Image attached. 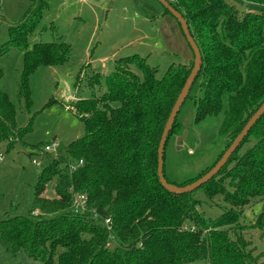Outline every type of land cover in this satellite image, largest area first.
Segmentation results:
<instances>
[{"label":"trees","instance_id":"1","mask_svg":"<svg viewBox=\"0 0 264 264\" xmlns=\"http://www.w3.org/2000/svg\"><path fill=\"white\" fill-rule=\"evenodd\" d=\"M167 1L186 20L201 54V68L187 95L197 83L194 122L215 119L214 143L220 148L196 176L181 184L166 179L184 186L213 167L264 102V0H241L257 7L242 14L226 0ZM45 8L46 3L35 0L9 27L15 36L0 48V56L10 47L25 49L26 70L16 95L26 106L28 76L39 66L63 64L71 48L67 42L28 47ZM161 14L171 16L181 31L163 6ZM186 44L191 60L170 64L160 77L145 57L127 55L115 59L114 69L102 77L100 94L71 98L70 109L82 121L84 134L63 152L43 150L51 159L38 174L27 213L10 211L0 219V245L6 252H21L37 264H264L262 253L242 234L246 227L258 229L264 241L262 216L248 226L239 221L245 206L264 197V113L218 173L197 189L170 192L159 182V140L193 67ZM91 78V84L100 85L99 72ZM178 113L165 146L182 131ZM29 132L30 123L18 126L16 107L0 89V142H8L10 149ZM47 145L34 146L40 151ZM50 184L52 198L45 195ZM198 192L207 199L221 196L228 208L206 217L199 210ZM76 195L85 197L84 210H75Z\"/></svg>","mask_w":264,"mask_h":264},{"label":"rangeland","instance_id":"2","mask_svg":"<svg viewBox=\"0 0 264 264\" xmlns=\"http://www.w3.org/2000/svg\"><path fill=\"white\" fill-rule=\"evenodd\" d=\"M42 1L47 8L41 12L28 47L34 43L67 42L71 48L63 64L39 66L28 76V106L16 95L20 75L26 70L23 62L25 49L10 47L5 55L0 56V89L16 107L18 126L30 123L31 127V132L10 149L8 142H0V219L10 211L25 214L31 205L38 174L51 159L43 149L39 151L34 145L41 144L43 148L44 144H54L55 152H63L69 142L84 134L82 121L67 106H72L71 98L100 94L102 77L114 69L115 59L132 54L145 57L150 65L157 67L159 77L170 64L191 60L187 56L189 49L183 34L179 30V36L171 32L166 17L174 25L176 21L171 16L159 17L162 6L157 0ZM226 1L240 14L257 10L241 0ZM34 2L0 0V48L15 36L9 34V27L17 24ZM92 72L100 73V85L90 83ZM199 97L196 83L178 113L177 121L182 131L170 136L164 148V173L166 179L175 184L196 176L215 160L220 150L214 143L217 133L215 119L208 117L199 123L194 122V99ZM45 195L53 197L51 184ZM195 197L200 200L199 210L206 217L215 218L228 208L221 196L207 199L198 192ZM259 215L264 222V197L253 199L243 208L240 224L248 226ZM185 227H189V222ZM242 234L251 240L256 253H262L260 260L264 261V241L259 238L260 231L246 227ZM61 251L59 248L58 252ZM0 264L37 263L21 252L12 255L0 245Z\"/></svg>","mask_w":264,"mask_h":264},{"label":"water","instance_id":"3","mask_svg":"<svg viewBox=\"0 0 264 264\" xmlns=\"http://www.w3.org/2000/svg\"><path fill=\"white\" fill-rule=\"evenodd\" d=\"M163 7H165L169 13L177 20V22L180 25L181 31L185 37L186 42L188 43L189 47L191 48L193 52V67L191 69V72L186 79L172 109L171 112L167 118V121L165 123L164 129L162 131L158 148H157V176L159 179V182L161 185L170 192H176V193H186L193 191L200 187L202 184L206 183L208 180H210L213 176H215L218 171L224 166V164L227 162L231 154L234 152V150L239 146L243 138L247 135L248 131L251 129L253 124L258 120V118L264 113V102L259 106V108L254 112V114L249 118L247 123L244 125V127L241 129V131L236 135L232 143L229 145V147L223 152L219 160L213 165V167L207 171L204 175L196 179L195 181L186 184L184 186H177L171 183H168L166 178L164 177L163 172V166H164V148L165 143L167 140L168 133L173 125V122L177 116V113L180 110V107L182 106L185 98L188 95L189 89L198 74L200 68H201V54L200 51L193 40L186 20L182 17V15L174 9L167 0H157ZM184 136V133L181 134L178 138V142H180L181 138Z\"/></svg>","mask_w":264,"mask_h":264},{"label":"built area","instance_id":"4","mask_svg":"<svg viewBox=\"0 0 264 264\" xmlns=\"http://www.w3.org/2000/svg\"><path fill=\"white\" fill-rule=\"evenodd\" d=\"M69 109L71 108V106H67ZM53 146L54 144H50L44 147V151H49V150H53ZM191 152V151H190ZM37 163V162H36ZM80 164V161L79 163ZM74 168V167H72ZM74 205H75V210L76 211H81L85 209V197L83 195H76L75 199H74ZM104 223L107 225V227H110V221L108 219H106L104 221Z\"/></svg>","mask_w":264,"mask_h":264},{"label":"crops","instance_id":"5","mask_svg":"<svg viewBox=\"0 0 264 264\" xmlns=\"http://www.w3.org/2000/svg\"><path fill=\"white\" fill-rule=\"evenodd\" d=\"M84 1H88V0H84ZM162 13V12H161ZM162 14H159V17H162V18H164V17H166V16H168V15H164V16H161ZM166 20H167V25H168V29L171 31V32H173L176 36H179V29H178V26H177V24L175 23V25L169 20V19H167V17H166ZM161 30H163V28H160ZM179 30V31H178ZM148 37L149 38H151V36L150 35H148ZM32 38V37H31ZM180 39V38H179ZM185 52H186V49H185ZM187 56H188V53H187Z\"/></svg>","mask_w":264,"mask_h":264}]
</instances>
